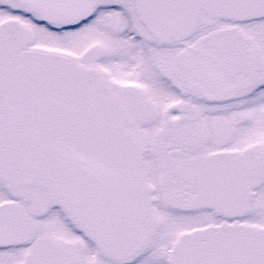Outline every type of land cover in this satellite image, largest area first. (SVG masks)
I'll return each instance as SVG.
<instances>
[{
	"label": "snow or ice",
	"instance_id": "6c2138e0",
	"mask_svg": "<svg viewBox=\"0 0 264 264\" xmlns=\"http://www.w3.org/2000/svg\"><path fill=\"white\" fill-rule=\"evenodd\" d=\"M0 264H264V0H0Z\"/></svg>",
	"mask_w": 264,
	"mask_h": 264
}]
</instances>
